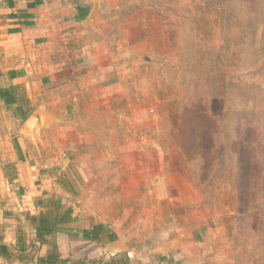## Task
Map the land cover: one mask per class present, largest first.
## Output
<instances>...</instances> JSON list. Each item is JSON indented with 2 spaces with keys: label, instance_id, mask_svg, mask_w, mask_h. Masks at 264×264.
<instances>
[{
  "label": "rangeland",
  "instance_id": "obj_1",
  "mask_svg": "<svg viewBox=\"0 0 264 264\" xmlns=\"http://www.w3.org/2000/svg\"><path fill=\"white\" fill-rule=\"evenodd\" d=\"M94 8L85 51L99 54L95 79L108 75L112 81L114 75L121 86L115 97L100 94L91 113L78 115L101 124L94 144L72 141L69 147L100 156L61 162L62 156L45 158L40 145L30 162L50 166L61 182L64 170L54 169L64 164L80 189L76 196L88 189L83 213L98 208L109 219L130 214L125 197L136 198L139 183L144 190L153 181L163 195L155 214L181 217L188 182L196 190L192 216L209 218L225 233L232 264H264V128L258 112L264 78L241 42L246 13H234L226 0H95ZM108 121L119 144L103 127ZM82 167L95 174L97 192L90 190L91 176H77ZM141 243L152 251L159 241Z\"/></svg>",
  "mask_w": 264,
  "mask_h": 264
},
{
  "label": "crops",
  "instance_id": "obj_2",
  "mask_svg": "<svg viewBox=\"0 0 264 264\" xmlns=\"http://www.w3.org/2000/svg\"><path fill=\"white\" fill-rule=\"evenodd\" d=\"M94 2L0 0V264H47L48 257H58L56 264H113L120 259L124 264H232L225 233L209 218L192 216L196 190L190 183H183L188 195L179 205L181 217L155 214L163 195L153 181L144 190L139 183L136 198L125 197L130 214L109 219L98 208L83 213L79 206L88 189L81 188V197L76 196L80 189L64 164L54 169L57 174L64 170L61 182L50 166L30 162L40 145L45 158L62 156L61 162L75 155L77 160L100 156L69 147L72 141L79 147L94 144L101 124L78 115L91 113L100 94L106 100L115 97L121 86L114 75L112 81L108 75L95 79L98 67L92 65L99 54L85 51ZM40 115L45 117L42 124ZM31 117L36 120L28 129ZM113 124L103 127L119 144ZM50 153L58 157L50 158ZM85 175L92 178L91 192H97L95 174L78 168L77 176ZM163 224L169 225L167 230ZM147 239L159 241L152 251L141 243Z\"/></svg>",
  "mask_w": 264,
  "mask_h": 264
},
{
  "label": "trees",
  "instance_id": "obj_3",
  "mask_svg": "<svg viewBox=\"0 0 264 264\" xmlns=\"http://www.w3.org/2000/svg\"><path fill=\"white\" fill-rule=\"evenodd\" d=\"M228 6L232 7L234 13H246V24L243 28V37L241 40L245 47L251 53L254 63V72L264 78V0H226ZM251 86H249V89ZM264 105V99L260 100ZM260 117L264 128V107L259 108ZM92 239V237L85 236ZM47 264H56L58 257H48ZM47 258V259H48ZM113 261V260H111ZM39 262H42L39 260ZM113 264H124L120 260H115Z\"/></svg>",
  "mask_w": 264,
  "mask_h": 264
},
{
  "label": "water",
  "instance_id": "obj_4",
  "mask_svg": "<svg viewBox=\"0 0 264 264\" xmlns=\"http://www.w3.org/2000/svg\"><path fill=\"white\" fill-rule=\"evenodd\" d=\"M37 119L42 124L44 122V120H45V117L40 115V116H38ZM35 120H36L35 117H31V118L28 119V121L26 122V126H27L28 129L33 127V123H34Z\"/></svg>",
  "mask_w": 264,
  "mask_h": 264
}]
</instances>
